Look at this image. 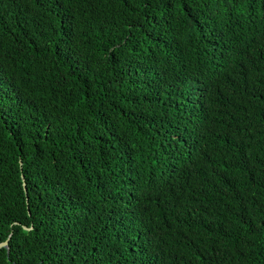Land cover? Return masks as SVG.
<instances>
[{"label": "trees", "instance_id": "obj_1", "mask_svg": "<svg viewBox=\"0 0 264 264\" xmlns=\"http://www.w3.org/2000/svg\"><path fill=\"white\" fill-rule=\"evenodd\" d=\"M7 240L0 264H264V0H0Z\"/></svg>", "mask_w": 264, "mask_h": 264}, {"label": "water", "instance_id": "obj_2", "mask_svg": "<svg viewBox=\"0 0 264 264\" xmlns=\"http://www.w3.org/2000/svg\"><path fill=\"white\" fill-rule=\"evenodd\" d=\"M24 188L26 190V184H24ZM25 230H30L28 229L27 227H24ZM3 248H6V249H9V240L3 242V243H0V249H3Z\"/></svg>", "mask_w": 264, "mask_h": 264}]
</instances>
